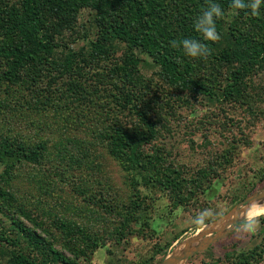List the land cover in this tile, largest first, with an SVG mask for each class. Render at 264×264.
Listing matches in <instances>:
<instances>
[{
    "label": "trees",
    "instance_id": "16d2710c",
    "mask_svg": "<svg viewBox=\"0 0 264 264\" xmlns=\"http://www.w3.org/2000/svg\"><path fill=\"white\" fill-rule=\"evenodd\" d=\"M214 2L224 11V16L216 20L220 40L215 43L203 41L193 27L207 0H0V84L22 91L19 97L24 100L9 105L0 99V119L16 114L31 123L40 122L39 117L53 115L52 109H63L68 99L90 103L88 92L98 91L96 85L100 84L112 97L114 107L125 110L112 117L110 125L96 129V135L107 141L109 153L135 175L134 199L126 205L123 224L143 216L140 185L147 192L154 188L165 191L174 207L187 204L197 193L210 190L231 159L219 158L215 166H202L187 175L176 165H166L162 153L152 156L142 151L145 144L158 138L162 131L158 122L164 119L155 116L158 98H149V78L141 73L142 60L135 50L150 56L167 95L243 99L241 103L247 104L253 114L255 95L247 90L254 88V76L264 74V3L259 14L252 15L248 8L233 9L232 0ZM83 14L88 16L87 25L78 24ZM183 38L200 39L211 48V55L193 59L171 47V41ZM79 40L82 43L76 47ZM117 44L125 45L118 57ZM215 83L224 84L219 92ZM156 84L152 86L157 88ZM173 106L174 102L169 103L167 114L175 116ZM259 111L264 114V110ZM80 116L77 120L81 122L84 117ZM63 125L69 127L67 122ZM44 150L42 142L32 146L1 134V178H11L12 169L24 161L39 162ZM13 208L31 219L15 194L0 184V254L6 256L0 264H77L16 217ZM53 223L67 234L81 232L78 226L71 229L58 217ZM122 227L117 234L125 231ZM168 246L156 249L140 264L153 263L156 254L163 258ZM3 247L10 249L5 252ZM263 256L264 241L251 251L241 250L237 256L229 251L223 255L228 264H250Z\"/></svg>",
    "mask_w": 264,
    "mask_h": 264
},
{
    "label": "rangeland",
    "instance_id": "374dc122",
    "mask_svg": "<svg viewBox=\"0 0 264 264\" xmlns=\"http://www.w3.org/2000/svg\"><path fill=\"white\" fill-rule=\"evenodd\" d=\"M87 17L81 15L78 24L87 25ZM81 43L79 40L76 47ZM116 50L118 57L125 51V45L117 44ZM135 53L142 60L141 73L149 78V98H158L155 116L164 119L158 122L162 130L158 138L145 144L142 151L152 156L162 153L166 156V165H176L187 175L202 166H215L219 158L221 161V158L229 157L231 162L217 179L213 178L215 181L210 190L197 193L185 205L174 207L165 191L154 188L147 192L144 186H138L143 216L138 220L130 218L128 224H123L128 210L126 205L134 199L132 179L135 175L127 164L109 153L107 141L96 135V129L110 125L112 117L125 110L114 107L112 97L101 89L100 84L96 85L98 91L88 92L90 103L68 99L63 109H52L53 115L39 117L40 122L31 123L16 114L12 118L5 117L4 121L0 119V135L32 146L45 144L39 162L17 164L8 180L0 176V184L15 194L17 203L31 219L17 214L14 208L12 211L77 264H140L167 244L170 253L177 243L196 234L199 228L196 229L195 218L203 211L213 213L206 225L226 214L248 195L264 188V114L259 111L264 110V74L254 76V88L247 90L255 95L252 114L248 105L241 103L243 99L210 100L190 93L180 94L183 99L175 93L167 95L150 56L141 50H135ZM153 82L157 83V88L152 86ZM223 85L215 83L216 91L219 92ZM17 90L7 88L1 82L0 99L9 105L18 104V100L23 102L19 97L22 91ZM173 102L175 116L167 114L168 105ZM79 115L84 117L81 122L77 120ZM103 117L107 118L102 120ZM65 122L69 127L63 125ZM2 169L0 167V175ZM261 213L264 209L234 216L233 221H228L229 226L240 221L226 235L189 256L182 264H228L229 260L223 257L227 251L236 256L241 250L251 251L264 241V216H261L255 233H246L240 226L246 218ZM55 217L67 221L71 229L78 226L81 232H63L53 223ZM228 222L223 221L219 226H226ZM218 223L220 221L214 225ZM121 226L125 231L117 234ZM206 227L210 225L203 228ZM227 229L216 234L220 236ZM9 249L3 247L2 250L7 252ZM163 258L156 254L151 264H157ZM0 260L3 263L6 260L3 253ZM250 264H264V256Z\"/></svg>",
    "mask_w": 264,
    "mask_h": 264
},
{
    "label": "clouds",
    "instance_id": "9594fccd",
    "mask_svg": "<svg viewBox=\"0 0 264 264\" xmlns=\"http://www.w3.org/2000/svg\"><path fill=\"white\" fill-rule=\"evenodd\" d=\"M264 0H232L231 7L236 10L248 8L251 10L252 15H258ZM224 16V11L221 6L214 2V0H207V7L194 19V30L200 34L203 41L217 42L220 40V35L217 32L216 20ZM171 47L174 49H181L185 56L193 59H207L212 50L208 44L201 42L200 39L195 38H183L181 40H173L170 42ZM213 213L210 210L203 211L199 216L195 218V222L198 225H204L206 220L211 217ZM260 216H253L252 218H246L241 224V228L246 233H255L260 226Z\"/></svg>",
    "mask_w": 264,
    "mask_h": 264
},
{
    "label": "bare ground",
    "instance_id": "6f19581e",
    "mask_svg": "<svg viewBox=\"0 0 264 264\" xmlns=\"http://www.w3.org/2000/svg\"><path fill=\"white\" fill-rule=\"evenodd\" d=\"M251 197V198H250ZM249 199L247 200V202H245L244 206L241 207L240 210H235L237 207L235 208H232L231 210H229L226 215H224L222 218L220 219H217L207 225H203L202 227H200L198 229V231L196 232L195 235H197L198 233H201L203 231H208L207 233H211V232H214L215 231V234L216 233H219L220 231L222 230H225L227 228H229V222L230 219L231 221H233L235 219V217L237 215H248L252 212H257V211H260V210H263L264 209V193L262 192L261 194L259 195H253V196H250ZM241 206V205H240ZM239 207V206H238ZM235 216V217H234ZM217 221H220V223H218V225H214L215 222ZM223 221H226L228 222L226 224V226H219ZM210 225V227H206V228H203L205 226H208ZM218 236V234H216ZM184 239V238H183ZM178 241V240H177ZM199 243H200V238L198 239H190L189 241H182V242H179L177 243V245L174 247V249L172 250V252L169 253V257H168V260H169V263L168 264H182L183 263V255L193 249V248H197L199 246ZM180 261V262H179Z\"/></svg>",
    "mask_w": 264,
    "mask_h": 264
},
{
    "label": "water",
    "instance_id": "95a60500",
    "mask_svg": "<svg viewBox=\"0 0 264 264\" xmlns=\"http://www.w3.org/2000/svg\"><path fill=\"white\" fill-rule=\"evenodd\" d=\"M262 192H264V188L262 189V190H260V191H258V192H255V193H252V194H250V195H248L247 197H245L244 199H242L241 201H239L237 204H235L232 208H235V207H238V206H240V205H242V204H244L245 202H247V200H248V198L250 197V196H253V195H259V194H261ZM231 208V209H232ZM230 209V210H231ZM230 212V211H229ZM224 215H226V214H224ZM223 215V216H224ZM223 216H221V217H219L218 219H220V218H222ZM217 220V219H216ZM240 221V220H239ZM239 221H235V222H233V223H231V225H230V227L225 231V233H223L222 235H220V236H217L216 234H214L213 232H211V233H207L208 231H203V232H201V233H198L197 235H193V236H191L190 238H188L186 241H189L190 239H198V238H200V243H199V246L197 247V248H193V249H191V250H189V251H187L184 255H183V261H185L189 256H191V255H193V254H195V253H197V252H199V251H201V250H203V249H205L206 247H208L211 243H213V242H215V241H217L218 239H220L221 237H223L224 235H226L234 226H235V224L236 223H238ZM212 222V221H211ZM210 222V223H211ZM209 224V223H208ZM207 225V224H206ZM202 227V226H201ZM168 255H169V253H167L165 256H164V258L160 261V262H158L157 264H168L169 263V260H168Z\"/></svg>",
    "mask_w": 264,
    "mask_h": 264
}]
</instances>
